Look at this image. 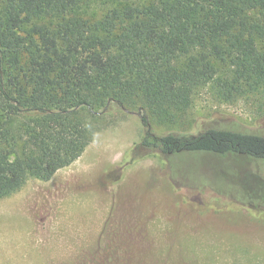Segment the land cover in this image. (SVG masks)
Wrapping results in <instances>:
<instances>
[{"label": "trees", "instance_id": "obj_1", "mask_svg": "<svg viewBox=\"0 0 264 264\" xmlns=\"http://www.w3.org/2000/svg\"><path fill=\"white\" fill-rule=\"evenodd\" d=\"M209 84L226 100L264 93V0H0V199L71 164L92 141L90 119L113 104L144 110L139 147L165 159L264 161L258 134L153 132L151 119L172 123ZM209 188L264 212V192Z\"/></svg>", "mask_w": 264, "mask_h": 264}, {"label": "rangeland", "instance_id": "obj_2", "mask_svg": "<svg viewBox=\"0 0 264 264\" xmlns=\"http://www.w3.org/2000/svg\"><path fill=\"white\" fill-rule=\"evenodd\" d=\"M138 106L90 119L94 135L78 158L0 199V264H264V212L209 188L260 194L264 161L144 150ZM150 121L157 135L219 127L264 136V93L226 100L209 84L180 118Z\"/></svg>", "mask_w": 264, "mask_h": 264}]
</instances>
